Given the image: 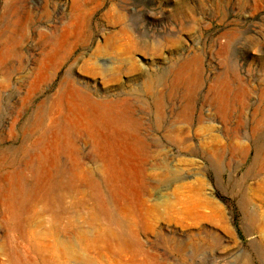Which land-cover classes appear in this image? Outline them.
<instances>
[{"label":"rangeland","instance_id":"374dc122","mask_svg":"<svg viewBox=\"0 0 264 264\" xmlns=\"http://www.w3.org/2000/svg\"><path fill=\"white\" fill-rule=\"evenodd\" d=\"M45 170L124 193L97 264H264V0H0V193Z\"/></svg>","mask_w":264,"mask_h":264},{"label":"bare ground","instance_id":"6f19581e","mask_svg":"<svg viewBox=\"0 0 264 264\" xmlns=\"http://www.w3.org/2000/svg\"><path fill=\"white\" fill-rule=\"evenodd\" d=\"M41 159L35 157L37 163ZM50 165L52 166L51 160ZM45 176L48 186L20 187L13 194L0 193L7 216L15 221L13 229L16 233V264H58L52 251L60 249L62 243L69 244L68 248L77 251L76 261L79 264H97L94 259L97 255H120L134 248L130 241L118 235L112 228L116 218L113 212L107 210L105 203L106 197L113 203L116 198H121L123 192L102 191L95 186L88 190L61 188L51 180L52 173L45 170ZM34 177L42 178L41 170H37ZM87 207L92 209L88 212L86 222L94 233L92 238H83L78 225V217L85 214L84 209ZM44 214L48 218L40 219ZM9 257L6 252L0 253V264H4Z\"/></svg>","mask_w":264,"mask_h":264}]
</instances>
